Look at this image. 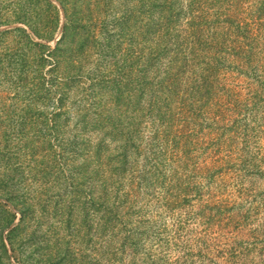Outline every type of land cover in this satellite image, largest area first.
<instances>
[{
    "label": "rangeland",
    "instance_id": "374dc122",
    "mask_svg": "<svg viewBox=\"0 0 264 264\" xmlns=\"http://www.w3.org/2000/svg\"><path fill=\"white\" fill-rule=\"evenodd\" d=\"M48 1L56 10L46 0H0V175L9 157L21 156L17 165L23 164L12 174L5 168L9 179L0 190V264H94L95 253L100 254L90 225L96 183L92 179L76 187L65 171L64 179L60 175L53 184L43 158V115L57 108L61 88L69 106L90 108L91 120L102 107L108 109V123L89 125L92 148L101 146L107 179L123 191L132 181L137 184L135 209L143 210L139 215L148 223V237L134 261L114 239L119 251L113 264H264V16L256 19L264 12V0H246L242 15L240 9L239 21L250 20L251 35L242 28L239 37L227 40L236 55L226 50L215 57L225 58L218 67L209 61V79L216 80L206 88L193 87L200 81L199 46L203 49L209 35L201 12L228 11L230 0H62L69 14L70 1H76L77 11H92L81 80H70L59 73L62 69L53 71L46 48L61 39L65 13L57 0ZM193 20L200 22L195 28ZM212 21L218 22L215 16ZM40 45L41 56L36 52ZM194 54V68L170 85L171 75L178 73L173 65ZM34 55L42 58L41 67L24 71L20 58ZM30 72L44 88L29 85ZM50 84L56 87L47 91ZM69 113L67 138L78 142L79 116L71 107ZM28 121L34 125L23 129ZM156 133L168 140L166 157L171 153L178 162L169 167L166 161L165 191H155L164 202L169 195L174 199L170 214L156 207L145 211L155 194L151 177L164 153L153 138ZM6 193L15 197L11 206ZM26 208L29 215L25 226L15 229L11 251L8 231L20 225L18 210ZM9 215L13 224L4 229ZM126 224L138 226L133 220Z\"/></svg>",
    "mask_w": 264,
    "mask_h": 264
},
{
    "label": "trees",
    "instance_id": "16d2710c",
    "mask_svg": "<svg viewBox=\"0 0 264 264\" xmlns=\"http://www.w3.org/2000/svg\"><path fill=\"white\" fill-rule=\"evenodd\" d=\"M59 3L62 4L64 13H65V24L63 27L62 31V37L60 40H58L55 43V46L53 49L49 50L48 48V59L50 63L52 64V67L55 68L53 71H60L62 69L61 73L64 76H68L70 80H75L76 77L79 78V80L83 79V76L85 75L84 73H81L82 69V64L84 58V49H86V42L87 39H89V34L91 32V25L92 23L90 22L92 20V11L91 12H86L85 10L83 12L77 11L74 8V5L76 4V1H70V5H72V13L69 14L68 9H66L65 4L63 3L62 0H57ZM46 3L49 4L53 9L56 10V8L48 1L46 0ZM231 3V8L228 9V11H220L216 12L214 15L210 14L209 10L206 12H201L204 17V24L205 26L203 27L207 32L209 33L208 38L205 42V45H203V49H201L202 45L199 46V49L201 51H198V57L201 59L199 69L201 73L199 74V84H196L193 87H200V88H206L208 86V83H210V86L212 87L213 81L216 79L212 77L213 81L209 79L210 75L212 74L211 68L209 67V64L211 63L214 64H224L222 63L225 58H215L217 56H221L224 54L226 50L231 51L230 53L232 56L236 55V52L229 48L230 44H228L227 40H232L236 37H239L242 32V28L245 29V31L251 35L252 31V26L250 20H246V18H243L242 21H239V11L240 9L242 10L240 15L244 11H247V8L243 5H245L246 0H230ZM48 5V6H49ZM199 11V10H198ZM196 13H199L196 11ZM259 13V12H258ZM260 14L264 16V12H261L258 14V17L256 19H259ZM261 15V16H262ZM216 17L218 22L216 25L213 24L212 17ZM251 18V17H250ZM192 19H198L197 15L193 17ZM247 24H244L243 22ZM193 27L195 28L196 23L200 22H194L192 21ZM31 31L34 33L39 32L34 29L30 28ZM36 31V32H35ZM196 34V31L193 30L192 35ZM47 40V39H46ZM61 44H64V47H62ZM237 46V44H235ZM44 47V45H40L38 49L36 50L37 53L41 56V49ZM40 48V51H39ZM209 51L213 52V58L208 57L206 54ZM37 55H34L32 58L28 59L20 58L21 62L23 61L24 64H22V68L24 71L30 70L31 72H34L33 67L38 66L39 68L41 67V59H36ZM197 58V55L194 54L190 56V58H184L181 62L176 63L173 65V67L176 69L178 73L172 74L170 78V85L176 84L175 82L173 83L174 80H178V77H180L181 73L188 70V69H193L194 68V59ZM148 61H150V57L148 58ZM218 67V65L216 66ZM31 72H30V78H29V85L33 88L40 87L44 88L42 85L44 84L43 81H40L39 76L31 77ZM21 73V72H20ZM194 71L192 72V74ZM183 74V73H182ZM96 76V75H94ZM93 76V77H94ZM213 76V74H212ZM190 78H188L189 82ZM218 81V80H217ZM99 85V84H98ZM54 87L56 85L50 84L48 88H46L47 91H52L54 90ZM91 87H94V81L91 82ZM171 86H169L170 88ZM180 87L179 89H181ZM171 90V88H170ZM93 92V90L91 91ZM173 92V91H172ZM59 94L58 98V106L55 110L45 113L43 115V120H42V125H43V130L41 132L44 140L43 143L46 144V154L43 156L44 160L47 158L48 161V168L49 172H47L48 176H54L52 178V183L57 184L61 181L63 176L62 174L65 171H68L71 176L72 180L78 184V186H83L84 184L88 183L90 180H94L96 183L97 191H96V198L93 199L91 202V210H92V223L91 228L94 230V235H95V242H96V252H99L100 254L95 253V259H94V264H99L101 261L105 264H113L117 256L116 255L117 249H114V245L116 242V239L120 240V246L118 249H120L121 252H126V254L131 255L133 261L137 257V252L143 251L144 247V242L148 236L146 234V228H148V223L146 224V221L140 217V213L143 211L141 207L139 206V211L136 210V205H135V200H134V194H136V188L137 184H135L133 181L131 182V185L129 186V190L123 191L122 186L119 185L118 183L115 184L113 180H109L106 177L109 174V170L107 172V164L103 163L104 161L100 159V151H101V146L99 144L97 147L94 149L92 148L93 146V141L88 137V133L92 132L90 131V124H97L101 125L105 122L108 123V109L106 107H102L99 110V115L96 118V120H91L89 119L88 113L90 108H80L81 106L73 108V106L68 105V97L66 95L63 96V91L62 88L57 92ZM73 109L72 114H78L75 115L77 118L78 116V122H79V137H78V142L75 141L74 139H69L67 138L68 134H66L69 122L72 120V117H69V108ZM83 107V106H82ZM99 107V106H98ZM75 109V110H74ZM106 109V112L103 110ZM176 109V108H175ZM180 108V110H182ZM158 111V110H157ZM156 111V112H157ZM185 109L180 112L183 113ZM179 113V114H180ZM178 115V114H177ZM158 117L160 118V112L158 114ZM34 125L32 121H28L26 125L24 126L23 129H31V127ZM157 133L153 136L154 139L160 141L162 143L161 149H164V153L160 151V155L163 158L159 162L160 168L159 170L155 173L157 174L156 177L152 178V186L154 190V193L156 189L164 190V176L166 171L164 172V169L166 165L170 167L171 164L177 163L176 162V156L172 155L171 153L169 154V157H166L165 152L168 149V144L167 141L164 139H167L165 135L161 134L156 136ZM173 137V136H172ZM177 137V135H174L173 138ZM42 138V139H43ZM176 141V140H175ZM55 149H59V153L55 152ZM126 149V148H125ZM30 153V154H29ZM33 152H28L27 155H32ZM11 156V155H10ZM21 159V156H15L13 158H8V162L4 165V172L1 173L0 175V190L4 185L5 180L9 179L8 174L5 173V168L6 172L11 170L12 174L14 171L18 170L23 164H18L17 162ZM91 159L94 166L91 168ZM171 159H173L171 161ZM13 162L12 165L10 162ZM112 161V159H110ZM166 161L168 162L166 164ZM158 160L157 158H154V164H157ZM45 164V162H44ZM17 165V166H16ZM15 169H12L14 168ZM168 167V168H169ZM37 171L35 169L31 170V173H33V176L35 175ZM107 172V173H106ZM61 175V177H60ZM105 178V179H103ZM21 181L24 183L25 181L22 178ZM102 179V180H100ZM67 180V179H66ZM87 185V184H86ZM6 190V189H4ZM4 192H2L1 196L3 197ZM160 193V192H159ZM159 193H155L153 195H150V199L152 201V204L145 206L146 207V212H152L154 211V208L156 207L157 211L158 209L162 208L169 214L171 213L173 209V204L174 199L172 200L171 195H169L166 199V202H164V197H160ZM163 193V191H162ZM7 194H5L4 197H7ZM163 196V195H162ZM153 198V200H152ZM7 199L10 201L9 203L10 206L13 203V200L15 197H7ZM153 201L156 202L153 204ZM153 206V207H152ZM144 207V208H145ZM19 214H21L20 218L21 220L20 225L18 223L17 226L11 228L8 231V245L11 249V251L15 250L14 247V242H13V235L15 232V229L19 228V226H25V222L27 220L28 214V209L24 210H18ZM138 213V215H137ZM210 213V212H209ZM218 213L220 211H216L214 214L218 216ZM135 216V219H132V216ZM12 216V215H11ZM14 216V214H13ZM9 216H5L3 220V228L8 229L11 227L13 224V219H8ZM127 220H133L136 222L135 227L129 228L126 224ZM22 223V225H21ZM93 223H95L93 225ZM155 230V229H154ZM125 232L127 234L126 238H121L120 232ZM120 236V237H119ZM135 236V238H134ZM115 239L114 244L112 245L113 240ZM150 252V251H149ZM148 252V253H149ZM151 257V254H149V259ZM148 259V260H149ZM143 260L146 262L147 261V252H145V259ZM143 262V263H145ZM152 263V260L148 262V264Z\"/></svg>",
    "mask_w": 264,
    "mask_h": 264
}]
</instances>
